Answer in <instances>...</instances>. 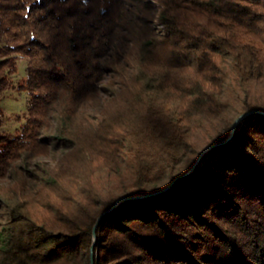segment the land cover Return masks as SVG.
<instances>
[{
	"label": "trees",
	"instance_id": "obj_1",
	"mask_svg": "<svg viewBox=\"0 0 264 264\" xmlns=\"http://www.w3.org/2000/svg\"><path fill=\"white\" fill-rule=\"evenodd\" d=\"M21 93L0 264H264V0H0Z\"/></svg>",
	"mask_w": 264,
	"mask_h": 264
},
{
	"label": "rangeland",
	"instance_id": "obj_2",
	"mask_svg": "<svg viewBox=\"0 0 264 264\" xmlns=\"http://www.w3.org/2000/svg\"><path fill=\"white\" fill-rule=\"evenodd\" d=\"M25 94L21 93V96L7 95L0 101V108L4 110V117L2 119V125L0 131H13L18 128L22 122L14 119V114H19L24 110Z\"/></svg>",
	"mask_w": 264,
	"mask_h": 264
},
{
	"label": "water",
	"instance_id": "obj_3",
	"mask_svg": "<svg viewBox=\"0 0 264 264\" xmlns=\"http://www.w3.org/2000/svg\"><path fill=\"white\" fill-rule=\"evenodd\" d=\"M251 115H259V116H262V117H263V116H264V112L262 113V112H258V111H252V112H249L248 114H244V115L240 116L239 118H237V119L235 120L233 126H232V129H231V132H230L229 138H228V140H227L228 142H229V140L232 138V136H233V134H234L236 128L238 127L237 125H238L241 121H243L244 119L248 118V117L251 116ZM210 149H211V147H209L208 149H206L205 151H203V152L201 153L199 159H198L197 162L195 163L194 167L190 170L189 174H191V173L194 172V169H195L196 165L199 164V162H200L201 159L203 158V155L206 154V153L208 152V150H210ZM164 191H166V190H164ZM164 191H162V192H158V193H156V194H161V193H163ZM150 196H153V195H148V196H128V197H125L124 199L118 200L117 203L114 205L113 208H115V207H117V206H119V205L125 203V201L134 200V199H139V198H148V197H150ZM99 219H101V216H100ZM95 230H96V227H94V229H93V231H92V232H93V241H94V242H95V237H96V232H95ZM90 260H91V264H94V260H93V248L91 249V252H90Z\"/></svg>",
	"mask_w": 264,
	"mask_h": 264
}]
</instances>
